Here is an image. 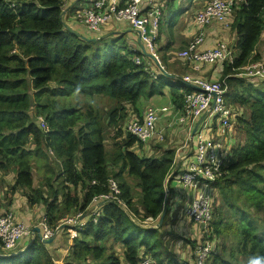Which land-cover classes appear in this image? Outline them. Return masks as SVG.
Instances as JSON below:
<instances>
[{"label":"trees","instance_id":"16d2710c","mask_svg":"<svg viewBox=\"0 0 264 264\" xmlns=\"http://www.w3.org/2000/svg\"><path fill=\"white\" fill-rule=\"evenodd\" d=\"M63 3L0 0V177L15 174L11 193L23 190L30 207L43 204L48 223L59 226L58 230L65 225L60 231L64 235L72 228L62 223L66 216L89 214L83 226L74 228L77 236L65 264H140L146 259L152 264H182L167 242L159 239L164 225L157 229L142 224L148 218L159 221L163 213L164 184L176 166V150L141 156L133 149L143 148V143L127 131V124L129 116L139 115L137 104L143 94L162 96L168 88L175 110L185 115V95L195 89L164 74L154 79L142 53L128 49L123 37L89 36L73 24L68 25L77 34L66 28ZM233 15L237 54L234 63L223 68L222 78H227L229 86L226 100L231 105H249L251 111L248 119L239 120L244 139L230 150L222 177L212 184L221 189L215 198H222V205L215 202L207 233L198 230L197 246L214 244L206 264H248L251 257L264 256V91L255 87L252 78L238 75L243 66L261 61L256 47L264 34V0L239 3ZM73 95L106 96L120 106L102 116L92 104L86 110L60 107L55 99L65 104ZM154 108L161 118L164 107ZM39 117L46 120L49 131L41 128ZM106 123L116 130L111 162L115 172L107 163ZM40 152L49 161L56 156L61 162L58 186L53 178L45 179L48 193L44 184L34 187L33 164L39 163ZM125 173L137 180L138 203ZM110 179L118 182L123 204L110 200L99 206L103 200H93L109 193ZM175 179L169 182L168 208ZM109 242L122 247L123 259ZM52 246L34 237L16 254L0 250V264H55ZM197 246L192 243L193 248Z\"/></svg>","mask_w":264,"mask_h":264},{"label":"built area","instance_id":"2783aa9c","mask_svg":"<svg viewBox=\"0 0 264 264\" xmlns=\"http://www.w3.org/2000/svg\"><path fill=\"white\" fill-rule=\"evenodd\" d=\"M239 3H246V0L209 1L194 16V24L198 28L199 34L186 50L177 54L178 57L192 60L198 66L218 63L223 67L226 63H234L236 58L235 50L227 42H220L214 48L205 51H199L198 47L204 41L203 29L213 21L227 23ZM164 9L165 5L160 0H86L82 8L76 11L75 18L90 32L96 34L101 33L103 26L110 22L129 23L140 34V41L144 46L143 52L150 56L158 64L161 73L165 74L167 73L166 68L161 63L157 53V41ZM135 62L141 64L142 59L136 57ZM239 72V76L264 79V62L248 63L240 68ZM151 74L154 79L157 80L159 78L158 74H153V72ZM226 79L208 81L192 75L183 77L181 80L196 90L185 95V115L182 116L180 122L186 120L195 121L205 114L209 118L217 117L220 120L222 136L226 139L227 134L235 130L232 110L226 100L229 88ZM168 111L167 107L162 108L163 113ZM159 119V111L154 107H149L142 114L141 120L128 122L127 131L144 144L154 139L162 142L165 136L157 128ZM39 121L41 128L46 132L49 131L46 120L43 117H39ZM197 134L198 140L194 158L188 162L183 171L182 168L177 173L176 181L185 192L188 191L192 195L191 204L187 211L188 217L196 225H204L207 230L214 220L216 189L212 184L222 177V167L228 159L230 151L227 145L219 140L218 136L209 133L207 124H204ZM120 194L121 190L118 182L115 179H110L109 193L95 197L93 202L118 200L120 204H123L118 198ZM92 213L95 215L96 210ZM85 217L86 215L78 214L74 217L63 219L62 223L70 226H83L85 223L82 222V219ZM157 223L158 219L148 218L142 224L143 226H154ZM35 228H40L41 241L52 239L59 231V226L56 228L51 226L46 216H42L38 225L31 227L25 222L18 220L12 210L0 214L1 252L9 255L16 254L23 241L32 239ZM213 249L214 244L210 242L197 246L195 264H206ZM152 263L151 259H146L140 264ZM55 264L59 263L55 261ZM182 264L189 263L182 262Z\"/></svg>","mask_w":264,"mask_h":264},{"label":"crops","instance_id":"0c3cea01","mask_svg":"<svg viewBox=\"0 0 264 264\" xmlns=\"http://www.w3.org/2000/svg\"><path fill=\"white\" fill-rule=\"evenodd\" d=\"M82 1L83 0H64L63 10H65L66 12L64 20L67 22V25L73 24V26L84 30V32H86L89 36L96 37L95 34L90 32L83 24L79 23L74 17L76 11L82 8ZM176 1H179L181 3H187L184 5V8L180 9L179 12L175 14V16H179L182 21L177 22V27H175L173 31H171L172 34L170 35V32L165 33L164 25L167 21L164 18L162 22L163 25L161 26L160 38L157 42L158 57L159 59H162L161 63L167 71V73L164 75L171 76L172 79H182L183 77L188 75L201 77L208 81H218L222 79L224 66L222 67L218 63L198 66L196 62L189 59L180 58L177 55L179 52L186 50L189 47L190 43L194 40V38L199 34V30L194 24V16L198 11L202 10L206 6L208 1L164 0L163 4L165 5L166 10L165 17L171 13L172 5ZM233 13L230 15L227 23L213 21L209 26L203 29L204 41L198 47L199 51H205L207 49L214 48L220 42H227L232 48H236V34L232 30L234 17ZM100 36L116 39L123 37V39L121 40H123L126 45L128 43V49L143 52L144 46L140 41L139 32L132 28V26H130V24L127 22L113 21L104 25L101 30V33H99V37ZM234 50L235 54H237V50ZM256 53L261 56L260 62H264V34L256 47ZM141 55H143V61L146 63V66L149 68V70L153 72V74H158V76L163 75L160 72L158 64L153 61L150 56H148L144 52ZM252 79L255 87L264 91V79ZM167 89L168 88L164 89V96L169 97L172 101V98L169 94V90L167 92ZM155 98L156 96L152 97L151 100H154ZM157 108H160V106H157ZM167 108L169 109V111L167 113L162 114L157 124L158 130L164 134L166 140V144H164L162 148L160 146L158 152H162L164 149H175L177 161L181 157L189 156V158L183 161L180 165V170L183 168L182 171L184 170L188 162L194 158L198 140L197 133L202 129L204 124H207V130L209 131V133L211 135L218 136L219 140L225 143L230 151L238 144L239 141L244 139L245 135L243 132L242 135L238 134V128L240 126L239 120L241 118L248 119L251 111L249 105L239 106L235 103L233 105L230 104V109L232 110L233 114V121L235 123L234 129L236 130L237 128V130H233L231 133L227 134L226 139L222 136L223 132L221 130L219 118H209L205 114L204 121L201 123V125L198 126L197 132L194 135V138L192 139L193 130L202 116L197 118L195 121L186 120L184 122H180V119L183 116V112L176 111L173 102L172 106ZM139 111V115L129 116L130 122L139 121L141 119V115L144 111L141 109H139ZM240 131L242 130L240 129ZM152 143L153 141L143 144V153L142 149H137V146H135L133 150L141 156L145 157L146 155L144 153L149 154L147 156H151L152 154L156 155L157 153L154 154V151L151 150V147L155 145ZM14 178L15 174H10L6 177L1 176L0 187L3 186V189H7L9 188V186L14 185ZM130 178L132 177H130L127 173L124 174V180L127 181L130 185H132V183L130 182ZM132 179L135 182V184L133 185L137 186V180H135L134 178ZM171 189V203L169 205L168 213L163 225L166 226V228H168V231L170 232H172L171 227L176 226H181V230L178 231L179 233L171 235L165 233V236L163 238L165 241H171L170 247H168L166 242L165 243L168 249H171V251L176 255V259H182L183 262L191 260L188 261L189 264H195L194 259L196 258V247L193 248L192 243H196L197 246L199 234L197 227L195 228L196 224L193 223L187 215V211L190 207V203L192 200V195L188 191L185 192L182 187L177 184L176 181L171 184ZM21 192L22 191H17L15 195L12 194L13 197L10 200V208L15 213L18 220L23 221L29 226H31L35 221L33 212L34 209H37V207H30L27 202V197L21 194ZM218 192L219 190L215 191V196H217ZM19 194H21L22 196H19ZM18 197H20L21 199L18 200ZM23 207L26 208L27 211L22 212L21 209H23ZM87 215L89 214H86V217L82 219V222H87ZM70 217L74 216L72 215ZM24 218H26V220ZM62 234L63 233L59 232L55 240L51 243L53 244L51 249L52 254L55 257L54 262L57 261L59 264H65V259L68 256L69 247L72 244V238L70 237L68 241H65L66 239L64 238V234ZM29 243V240L23 241L21 245L22 249L26 248ZM118 255H121L123 259V253H118Z\"/></svg>","mask_w":264,"mask_h":264},{"label":"rangeland","instance_id":"374dc122","mask_svg":"<svg viewBox=\"0 0 264 264\" xmlns=\"http://www.w3.org/2000/svg\"><path fill=\"white\" fill-rule=\"evenodd\" d=\"M162 1L164 2V0H162ZM85 3H86V0H83L82 1V6ZM180 3L181 2H179V1H176L175 3H173L172 10L170 9L171 13L169 15H167L166 17H165L166 10L164 9L163 20L165 18L166 21H167L165 23V25H164L165 33L170 32V35H171L172 34L171 31H173V29L175 27H177V25H176L177 22H181L182 21L179 18V16L177 17V16H175V14L178 13L180 9L184 8V5L187 4V3L186 2H183L181 4ZM127 45H128V43H127ZM127 48H129V45L127 46ZM161 61H162V59H161ZM52 86H53V84H52ZM168 90L169 89H167V92H168ZM55 99L57 100V102H59L60 107L62 105H67V106H72V107L80 106L81 108L86 110L88 108V105L92 104L93 107L95 108V110L100 112V114L102 116H104L105 113H108L109 111L114 109L116 107V104L118 106H120L118 100H116L114 98H109V97H106V96H99V95H95L94 97L82 96V95H73V96H71V97H69L68 99L65 100V102H66L65 104H63L64 101L62 102L63 99L62 100L59 99V98H55ZM148 106H155V107H157V106H160V107L166 106V107H171L172 106V101L170 100L169 97L164 96V95L156 96V98L154 100H151V98L147 97L146 94H143L141 96L138 104H137V107H138V109H141V110L144 111L145 108L148 107ZM125 125H124V128H125ZM105 128L108 130L107 133H106V149H107V152L109 154L108 159H107L108 160L107 163H108V165L111 168L110 170L115 172L116 171V167L114 168L111 165V162H112V158H113V151L116 150V145H115L116 144V130L113 127H108L107 123L105 124ZM236 130H237V128H236ZM238 134L242 135V131H240L239 128H238ZM117 141H120V139H117ZM152 141H153L152 144H155L153 147H151V150L154 151V154L158 152L160 146L162 148V146L164 144H166V140L165 139L162 142H159L156 139H154ZM137 149H142V153L144 152L143 148H139L137 146ZM40 154H41V156H39V163L38 162H34V164H33L34 165V187L35 188H39V187H42V185L44 184L45 190L48 193V190H47V187H46L47 184L45 183V179L47 177L53 178L54 179L53 180L54 186L55 187L58 186V183H59L60 180H56V177L58 175V171L57 170L61 166L60 165L61 162L56 160V158H57L56 156L53 157L54 159L50 158V161H49V159L44 155L43 152H40ZM144 154L146 156L149 155L147 153H144ZM130 182L132 183L131 186L133 188V193H134V196H135V200L138 203L140 198H141L140 189L136 185H133V184H135V182H134V180L132 178H130ZM218 190H220V194H221V189L219 188ZM20 191H22L21 194L24 195L23 190H20ZM29 192H30V189H29ZM21 194H19V196H22ZM12 197H13V195L11 193V186H9V188H7V189H3L2 187L0 188V214L5 213L7 211H11L9 203H10V200L12 199ZM20 199L21 198L18 197V200H20ZM222 200H223L222 198L218 197L216 199V204L218 206H221L222 205ZM35 207H37V209H34V212H33L35 221H34L33 225H31V227L38 225L40 220H41V218H42V216H45V207H44L43 204L37 205ZM227 209H228V207H226V208L224 207V211H227ZM21 211L25 212L27 210H26V208L23 207V209H21ZM72 215L73 214H71L70 216H72ZM66 217H69V216H66ZM88 218L89 217H87V219ZM24 219L26 220V218H24ZM262 220H264V219L262 218ZM261 226L264 228V223ZM196 227L197 226H195V228ZM171 228H172V232L168 231V228H166V226H163L161 228V230H160L159 239L163 238L165 236V233L171 235V234L179 233L178 231L181 230V226H176V227H171ZM205 228L206 227L204 225H201V226L197 227V230H201V233L204 235V233H207ZM76 236H77L76 231H74L72 228H70L69 233L68 234L65 233L64 238L66 239L65 241H68L70 237L73 239ZM26 240H29V239H26ZM164 242H165V240H164ZM166 242H167L168 247H170L171 246V241H167L166 240ZM162 245H164L163 241H162ZM108 246L113 248L115 250V252H117L119 254L123 253V249H122L121 246H118V250H116L117 245H114L111 242L108 243ZM173 246H175V245H173ZM228 248H229V244H228ZM164 249L165 248L161 247L160 251L163 252Z\"/></svg>","mask_w":264,"mask_h":264},{"label":"water","instance_id":"95a60500","mask_svg":"<svg viewBox=\"0 0 264 264\" xmlns=\"http://www.w3.org/2000/svg\"><path fill=\"white\" fill-rule=\"evenodd\" d=\"M65 14H66V12H65V10H64V11L62 12V16H61V17L63 18V22H64L65 27H66V28H69V29L72 30L74 33H76L71 27H69V26L67 25L66 21L64 20V16H65ZM76 34H77V33H76ZM78 35H79V34H78ZM139 35H140V34H139ZM96 40H98V39H96ZM197 89H198V88H197ZM204 118H205V115L202 116V117L200 118L198 124H197L196 127L194 128L193 133H192V139L194 138V135H195L196 132H197V128H198V126L203 122ZM192 139H191V142H192ZM187 158H189V156H184V157L179 158L178 161H177V163H176V166H175L174 170L171 172V174H170V175L167 177V179L165 180L164 187H165L166 197H165V201H164V209H163V213H162V215L160 216L158 223H157L156 225H154V226H147V225H145V226H144L145 228H161V226L163 225L164 220H165V217H166V215H167V210H168V207H167V205H168V200H169V198H170L169 182H170L171 179H173V178L176 177V175H177V173H178V170H179V167H180L181 163H182L183 161H185ZM103 203H104V201L101 202V203L99 204V206H102ZM126 212L129 214V212H128L127 209H126ZM64 227H65V225H63V226L61 227V229H63ZM61 229H60V230H61ZM59 232H60V231H59ZM59 232H58V233H59ZM58 233H57V234H58ZM57 234H55V236H54L52 239H50V240H48V241H42V242L45 243V244H51V243L55 240V238L57 237ZM33 237H38V238L41 240L42 236H41V233H40V228H35V229H34ZM0 256H1V255H0Z\"/></svg>","mask_w":264,"mask_h":264},{"label":"clouds","instance_id":"9594fccd","mask_svg":"<svg viewBox=\"0 0 264 264\" xmlns=\"http://www.w3.org/2000/svg\"><path fill=\"white\" fill-rule=\"evenodd\" d=\"M64 11V10H63ZM92 33H94V32H92ZM94 34H96V33H94ZM159 38H160V34H159ZM159 40V39H158ZM158 42V41H157ZM166 74V73H165ZM204 116V115H203ZM204 121V120H203ZM201 125V124H200ZM144 144V143H143ZM180 168V167H179ZM178 172H179V170H178ZM177 176V175H176ZM175 181H176V179H175ZM177 182V181H176ZM216 197V196H215ZM215 202H216V198H215ZM76 226H72V229L74 230V228H75ZM59 231H61V230H59ZM58 231V232H59ZM248 264H264V256H254V257H251L250 259H249V261H248Z\"/></svg>","mask_w":264,"mask_h":264}]
</instances>
